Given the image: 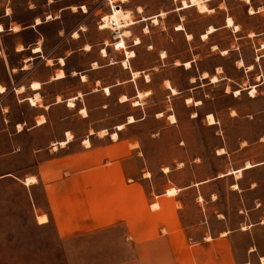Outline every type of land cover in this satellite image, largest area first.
I'll return each instance as SVG.
<instances>
[{
    "label": "crops",
    "instance_id": "0c3cea01",
    "mask_svg": "<svg viewBox=\"0 0 264 264\" xmlns=\"http://www.w3.org/2000/svg\"><path fill=\"white\" fill-rule=\"evenodd\" d=\"M186 1L184 8L181 0H169L166 7L143 0L114 1L134 15L123 29L127 35L117 40L110 29L97 27L105 12L112 13L107 0H0L1 125L43 142L35 156L50 153L38 162L35 181L27 185L40 183L44 190L47 207L41 215L47 218L39 224L64 220L67 238L120 229L117 242L127 251L110 264H247L253 258L261 264L264 257V233L259 231L264 230V216L257 206L264 204V0H239L242 15L229 5L231 0H208V11L222 17L204 28L191 22L196 2ZM250 8L255 12L249 13ZM209 26L214 30L202 38ZM206 55L210 62L205 65ZM10 95L12 102L7 100ZM13 105L26 106L29 115H15ZM174 109L177 120L168 123L165 117ZM182 111L189 118L183 119ZM209 114L214 123L207 122ZM149 115L161 129L178 127V143L202 141L201 133L186 132L189 125L209 132V157L194 158L193 178L167 190L197 193L190 200L196 210L192 222L182 212L186 200H179L181 208L173 215L155 210V202L160 206L164 199L149 194L112 197L121 186L124 158H135L131 173L139 171V145L133 144L143 134L133 127ZM39 118L43 120L38 123ZM159 137L160 131L149 134L152 140ZM62 141L66 143L61 146ZM246 161L252 167L246 168ZM185 165L186 157L178 170ZM235 171L241 175L236 177ZM231 175L232 189L224 188L221 198L215 181ZM26 177L32 176L18 180L24 184ZM61 205L70 207L63 219L50 215ZM241 208L246 216L238 213ZM242 224L250 225L245 229Z\"/></svg>",
    "mask_w": 264,
    "mask_h": 264
},
{
    "label": "rangeland",
    "instance_id": "374dc122",
    "mask_svg": "<svg viewBox=\"0 0 264 264\" xmlns=\"http://www.w3.org/2000/svg\"><path fill=\"white\" fill-rule=\"evenodd\" d=\"M75 1L81 2L84 0ZM91 1L94 4H98L100 0ZM143 1L152 7H166L169 3V0ZM116 3L121 4V2ZM241 4L243 2L239 0H231L229 2V5L235 6L240 13L242 11ZM252 4L255 5L256 3L253 1ZM121 8L128 9L123 4H121ZM208 9L209 7L201 13L199 10V12L197 10L192 11L190 15L191 22L196 25L201 23L202 28H204L208 22L222 17L220 12H211ZM108 13L110 11L105 12L104 15ZM133 18L134 15L132 14ZM202 62L205 65L208 64L210 57L206 55L203 57ZM176 73L183 78L184 74L181 71ZM0 88L4 91V86H0ZM7 100L12 102V96H8ZM13 111L15 115H21L22 112L27 116L30 113L29 109L24 105H13ZM168 114L165 117L168 123L172 122L170 115H174L177 120L175 109L174 111H169ZM186 116L188 117V114L182 111L183 119ZM42 120L43 118H39L37 122L39 123ZM16 127L18 130L22 128L20 124H17ZM13 129V127H2L0 120V264H110L123 258L127 248L122 249L117 242L121 234L120 229L112 230L105 235L99 234L92 237L79 235L67 238L68 227L66 221L62 220L56 223L53 220H49L45 224H39L44 223L47 218L45 215H41V208L45 209L47 207L44 190L40 183L31 187L27 185L35 181L33 175L36 173L38 162L42 159L50 158V153L47 152L48 154L43 153L35 156L34 150L43 142L39 140L33 141L32 135L28 133L16 135L13 133ZM133 130L138 135L143 134L139 136L141 141L133 144L139 145V157L137 158L139 171L137 174L131 173L135 158L132 161L129 158H124L125 165L123 169H125V172L122 171L119 175L121 186L120 189L115 191V194L113 193L112 197L145 198L149 194L154 199H164V202L162 200L159 201V203H162L160 206L156 204L158 202H155L154 206H152L155 210L160 207L165 209L168 214L173 215L176 214L178 208H181L182 203L179 200H186L188 206L183 208L185 210H182V212L186 217V221L188 223L192 222L195 219L196 210L190 200L197 193L193 190L183 189L177 192L178 194H171L167 190L193 178L191 163L194 158H199L201 154L205 158L209 157L208 130L203 129L200 125H189L186 128V132L190 134L195 133V131L201 133L202 141L191 140L184 144L178 143L177 138L180 132L178 127L171 126L161 129L158 121L151 118L150 115L139 122L136 127H133ZM159 131L160 137L158 140L149 138L150 133ZM184 131L182 129V132ZM84 145L86 144L84 143ZM130 146L131 144L128 143L127 148ZM121 148L122 150L125 149L124 146ZM185 157L187 165L182 166L181 171H179L177 167L180 162H184ZM165 167L170 172L164 173ZM23 176L32 177H26L23 184L18 180V178ZM59 176H54L53 179H57ZM244 176L249 175H245L243 172ZM232 177V175L226 176L215 181L221 193V198L224 197V188L227 191H231V184L234 183ZM163 192L165 194L161 195ZM99 196L102 195H94V197ZM69 208L62 205L53 207L50 215H54L57 219H63L70 212ZM118 213H121V210ZM37 214L40 216H36ZM245 225L250 224H242L240 227L242 228ZM259 231L264 233V230ZM248 262V264H259L257 258L249 259ZM183 264L186 263L183 262ZM235 264L240 263L235 262Z\"/></svg>",
    "mask_w": 264,
    "mask_h": 264
},
{
    "label": "bare ground",
    "instance_id": "6f19581e",
    "mask_svg": "<svg viewBox=\"0 0 264 264\" xmlns=\"http://www.w3.org/2000/svg\"><path fill=\"white\" fill-rule=\"evenodd\" d=\"M115 1V0H114ZM122 2H125L126 0H121ZM246 2H248L249 0H245ZM190 2H191V4H193V3H195L196 2V0H190ZM189 4L187 3V1L186 0H181V7L182 8H184V7H187ZM261 9H263V6L261 7ZM123 9H121V8H117V7H113V9H112V13H111V15H105V21L107 20V19H109L110 17H112V16H116L117 15V13L118 12H120V11H122ZM139 11L141 10L140 8L138 9ZM259 10V9H258ZM124 11V10H123ZM255 12V10H253V9H251L250 8V10H249V13H254ZM161 15H163V13H161ZM50 17V16H49ZM38 22H39V20H37ZM114 21H116L117 22V24H123V25H130L131 23H129V22H126V21H124V20H122V19H117V20H114ZM153 22L154 23H156L157 22V18L156 17H154L153 18ZM226 23H227V25L228 26H232L233 25V22H232V20H231V18H229V17H227V20H226ZM1 26V25H0ZM125 26V27H126ZM104 28V27H103ZM107 28V27H106ZM235 28L236 29H238V26H235ZM124 29V28H123ZM176 29H183V27H182V25H177L176 26ZM2 30H3V28H2ZM2 30H0V31H2ZM214 30V28L212 27V26H209L208 28H207V32L205 33V34H203L202 35V38H205L206 37V35H207V33H210L211 31H213ZM124 34L125 35H127V32H124ZM190 35H188V37H189ZM136 43H139V41L138 40H136ZM263 47H264V43H263ZM224 53V52H223ZM128 54V57L129 56H131V55H133V54H131L130 55V53H127ZM125 61V60H124ZM123 61V64L124 65H126L127 63L126 62H124ZM239 64H241V62H239ZM189 64L188 63H186V66H188ZM251 67V66H250ZM134 75H137V72L136 73H134ZM206 74H204V76H205ZM211 79H212V81H215L216 80V77L215 76H213V77H211ZM38 84L37 83H33V85H32V87H36ZM172 92L173 93H175V90L174 89H172ZM239 90H236L235 92H234V94L235 95H239ZM255 93V89L254 88H252L251 89V94H254ZM37 98V97H36ZM189 101H191V99L189 100ZM35 102V99H33V98H30V103L31 104H33ZM70 105H72V104H70ZM171 119H172V122H175L176 121V119H175V117L173 116V115H170L169 116ZM129 122H132V120L131 119H129ZM207 122L208 123H214V118H213V116L211 115V114H209L208 116H207ZM122 128V126H120L119 125V129H121ZM67 135V141L68 140H70V138H71V134H69V133H67L66 134ZM112 138H116V134L114 133L113 135H112ZM66 143V141H62V142H60V145L62 146V145H64ZM85 144L86 145H88L89 144V142L87 141V140H85ZM54 148H56V146L54 145ZM218 153H224V150H222V149H219L218 150ZM245 167L246 168H249V167H252V164L250 163V162H245ZM164 171H168V169L167 168H164ZM234 174H235V176L236 177H239L240 175H241V171H235L234 172ZM233 188H236V186H233ZM263 223H264V221H263ZM243 228H245V229H247V227L246 226H243ZM260 261H261V264H264V257H261L260 258ZM248 264V263H247Z\"/></svg>",
    "mask_w": 264,
    "mask_h": 264
},
{
    "label": "built area",
    "instance_id": "2783aa9c",
    "mask_svg": "<svg viewBox=\"0 0 264 264\" xmlns=\"http://www.w3.org/2000/svg\"><path fill=\"white\" fill-rule=\"evenodd\" d=\"M110 7V10L112 11L113 7H119V4H117L116 2H114ZM105 15L101 16L98 20V23H97V27L98 28H103V27H107L108 29L111 30L112 32V36L117 39V40H120L121 37L125 36L123 35V28L126 26V25H123V24H117L116 21H112L111 24H109V19H107L105 21ZM128 26V25H127ZM133 43H135V41H133ZM116 46V45H114ZM234 176V174H233ZM257 206L261 207L262 208V215L264 216V204H257ZM246 210L244 208H241L240 210H238V213L243 215V216H246Z\"/></svg>",
    "mask_w": 264,
    "mask_h": 264
},
{
    "label": "clouds",
    "instance_id": "9594fccd",
    "mask_svg": "<svg viewBox=\"0 0 264 264\" xmlns=\"http://www.w3.org/2000/svg\"><path fill=\"white\" fill-rule=\"evenodd\" d=\"M107 3L109 4V6H111L114 3V0H107ZM207 3H208V0H196V6L200 12H204L207 10ZM117 19H122L126 22L131 23L132 13L130 11L122 10L118 12L116 16L110 17L109 24H111L112 21L117 20ZM0 30H2V26H0Z\"/></svg>",
    "mask_w": 264,
    "mask_h": 264
},
{
    "label": "snow or ice",
    "instance_id": "6c2138e0",
    "mask_svg": "<svg viewBox=\"0 0 264 264\" xmlns=\"http://www.w3.org/2000/svg\"><path fill=\"white\" fill-rule=\"evenodd\" d=\"M36 87H38V85H37ZM0 91H3V89H2V88H0Z\"/></svg>",
    "mask_w": 264,
    "mask_h": 264
}]
</instances>
